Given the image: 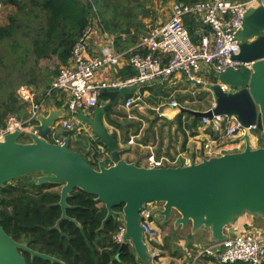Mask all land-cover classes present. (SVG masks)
<instances>
[{"label": "water", "instance_id": "water-1", "mask_svg": "<svg viewBox=\"0 0 264 264\" xmlns=\"http://www.w3.org/2000/svg\"><path fill=\"white\" fill-rule=\"evenodd\" d=\"M237 38L241 40L240 52L234 57L251 62V66L221 71L218 78L231 89L211 83L214 106L208 110L183 108L176 118L183 111L196 117L236 114L246 125L257 123L264 136V3L248 10ZM136 89L137 84L102 88L108 99L100 101L92 112L77 113L85 124L83 132L57 127L62 143L50 141V134L56 120L65 115V108L38 113L28 141L18 139L19 130L7 133L0 141V186L35 172L39 173L38 184L61 185L59 220L71 218L67 198L74 189L95 194L107 208L103 223L112 216L121 217L125 224L122 246L132 244L145 264L154 259L141 224V212L149 202L159 205L152 215L162 216L161 223L174 217L176 226L191 222L193 231L204 226L210 229L211 240L225 238V228L246 212L264 216V144L253 147L248 133L243 135V149L190 163L151 167L126 160L119 136L107 122L117 123L115 102ZM78 132L85 135L91 156L70 146L71 136ZM23 251L60 260L16 240L0 222V264H27Z\"/></svg>", "mask_w": 264, "mask_h": 264}, {"label": "built area", "instance_id": "built-area-1", "mask_svg": "<svg viewBox=\"0 0 264 264\" xmlns=\"http://www.w3.org/2000/svg\"><path fill=\"white\" fill-rule=\"evenodd\" d=\"M263 2L264 0H198L191 3L171 0L168 18L145 33H141L130 49L127 54L128 61L136 69V72L122 79H99L97 77L100 68L107 64L118 65L126 54L117 50L114 40L108 38L109 33L104 31L108 40L102 46L100 53L87 55L88 37L95 27L93 23H89L73 44L68 61L60 66L57 75L46 89L48 93L53 90L63 93L67 100L65 115L54 123L50 141L62 143L63 137L56 133L58 126L65 129L81 130L84 122L77 116V113L82 109L96 107L100 101L107 100L101 98L102 88L111 86L119 88L137 84L139 89L137 93L128 96L124 102L119 104L129 112L130 116L133 115L131 111L134 108H137L143 115L146 114L144 89L157 79L171 78L176 83H183V86L175 87L170 91V100L167 103L160 102L152 107L157 116L164 114V107L167 104L178 111L189 108L187 104L192 101L199 90H211V83L218 82L224 90L231 89L229 84L218 78V74L229 67L238 69L242 66H251V62L234 57L240 52L241 40L237 38V34L244 26V18L248 10ZM2 5L0 0V9ZM94 23L100 26V18H95ZM191 23L208 29L207 32L200 35L198 42L192 38ZM205 70L213 75V79H207ZM177 74H182L180 75L182 78H177L179 77ZM37 92V87L33 85L22 84L18 87L17 93L21 101L30 104V111L24 119L17 113H9L4 123L0 124V141L5 139L7 133L15 130H19V135L31 131V126L27 124L35 122L43 107V99H36ZM180 92L187 96L183 95L181 96L183 98H178L177 95ZM190 95L192 97H189ZM213 106L214 101L212 100L208 107L201 110H208ZM137 117L145 125L144 117ZM180 118L187 133L208 130L225 140L239 138L244 143L243 135L248 133L252 146L260 145L258 134L260 130L257 123L246 125L236 114L213 113L211 117L205 115L200 117V123L196 127L189 126L191 124L185 121L183 112L180 114ZM138 135L131 134L127 142L149 149L146 166L176 165L177 157L157 156L154 152V144L137 141ZM214 141V139L207 140L203 143L204 148L210 152L213 151ZM101 149L102 152L105 151L102 145ZM193 159L198 161L201 160V157L185 158L183 164L190 163ZM157 207H159L157 203L154 206L153 202H149L145 204V208L141 212L143 233L148 243H152L159 234L158 228L153 224L155 221L151 219L152 210ZM124 231L125 224L115 235L117 241L122 242ZM152 253L154 257L158 255L153 251ZM201 256L206 257L211 264L237 261L261 264L264 260V232L245 229L234 235L227 234L221 240H210L199 247L197 255L187 264H199L197 259ZM151 264L163 263H154L153 259Z\"/></svg>", "mask_w": 264, "mask_h": 264}, {"label": "trees", "instance_id": "trees-1", "mask_svg": "<svg viewBox=\"0 0 264 264\" xmlns=\"http://www.w3.org/2000/svg\"><path fill=\"white\" fill-rule=\"evenodd\" d=\"M1 1L15 4L25 18L20 21L18 17H12L9 24L0 27V124L4 123L9 113L21 116L26 112V103L17 93L20 85H37L45 90L57 75L59 69L42 68L40 59L56 56L62 64L66 63L73 44L86 25L94 23L95 18L99 17L103 29L118 38L124 32L135 40L139 27L143 25L142 15L138 17L136 14L134 20H128L131 16L129 12H118L120 2L111 4L110 11H107L103 6L98 8L95 0ZM179 1L192 3L198 0ZM144 8L142 11L146 15L148 9ZM122 17H127L128 21ZM194 26L190 24L191 32ZM101 98L106 99V96L101 94ZM192 125L196 127L198 120ZM26 176L29 174L0 186V222L16 240L60 259L52 261L23 251L27 264H145L136 255L132 244L122 246V242L115 238L124 224L121 217L112 216L103 223L107 208L96 199L95 194L74 189L67 198L69 205L66 210L76 221L71 218L59 220L62 213L60 193L48 189L57 184H38L32 179H25ZM115 208L121 209V206ZM151 219H154L153 216ZM173 223L174 217L162 223L163 231ZM188 240L174 231H167L163 244L158 246L168 249L172 255H182L183 250L189 248ZM154 244L157 245L156 242ZM192 252L189 258H193ZM198 263L209 264L202 256ZM224 264L250 263L237 261Z\"/></svg>", "mask_w": 264, "mask_h": 264}, {"label": "crops", "instance_id": "crops-1", "mask_svg": "<svg viewBox=\"0 0 264 264\" xmlns=\"http://www.w3.org/2000/svg\"><path fill=\"white\" fill-rule=\"evenodd\" d=\"M95 25L92 32L89 34L88 37V48L86 51L87 55H93L98 54L101 51L102 46L107 42L108 38H112L114 40L115 46L117 50L123 52L126 54L121 63L118 65L113 64H107L104 67L100 68L97 72V77L99 79H110V78H126L131 75H133L134 67L129 63L128 61V53L130 52V49L134 46L137 40H132L129 37H127L124 33H122L121 38L116 37V35H112L109 33L108 38L106 36V32L100 31L97 28L96 23H93ZM123 47V48H122ZM122 48V49H119ZM64 64V63H63ZM207 66V65H205ZM208 67V66H207ZM206 72V70L204 71ZM182 74H177V78H182L180 76ZM205 76L208 80L213 79V75L208 72H206ZM174 84V85H172ZM183 86L182 82L176 83L175 80L169 78V79H157L150 83V85H147L144 89V99L151 107L152 105H157L160 102L167 103L168 100H170V91L174 89L175 87ZM190 87L192 85L189 84ZM37 87V86H36ZM193 88V87H192ZM38 94L36 99L41 100L43 99V107L41 112H44L47 114L51 109H61L66 108V97H63V93L53 90L50 93L46 92V89L41 87H37ZM139 89L137 88L135 91L128 93L126 95H120L119 100L114 104L113 109V117L116 119L117 123H109V127L113 129L119 136V140L121 144L123 145V157L128 161H134L137 164L145 165L146 164V156L149 153V149L145 147H140L136 144H130L127 142V139L131 134H139L137 136V141H143L145 143H152L154 144V152L157 156H168L171 158H178V161L182 160L183 163L185 161V158L188 157H196L199 156L201 159L204 156L209 155H219L222 153H225L227 151H238L244 148V142L240 140L239 138H234L230 140H225L218 135L213 134L212 132L206 130H201L198 132H192L187 133L185 132L183 125H181L180 121L176 120L179 119L176 118V115L178 114V110L169 104H167L164 107V114L161 116L155 115V113L152 114H145L139 112L137 108L132 109L131 113L132 116L129 115V112L123 107H120L119 104L124 102V100L135 93H137ZM184 94L181 95L178 94V98H183ZM163 98H168V100H163ZM106 99H108L106 97ZM122 99V100H121ZM214 99V98H213ZM26 112L23 113L24 115H21L23 119L27 117L30 111V104L27 103L26 106ZM95 108H89V109H82L85 112H92ZM81 110V111H82ZM146 110V109H145ZM153 111V109H151ZM146 115L148 116V119L145 118ZM144 117L145 125H143L142 121L137 117ZM180 120V119H179ZM34 123H29L27 125L31 126ZM85 126V124H84ZM83 132V127L81 128ZM28 136L29 133H27ZM79 134V138L83 135L82 133H75ZM72 135L70 140L73 138L74 140H79L78 136ZM123 135L126 137L124 139ZM75 136V137H74ZM85 136V135H83ZM85 143L81 144V146L84 147L85 151L83 152L87 156H91V150L88 149V142L85 138ZM209 139H214L213 142V151L210 152V150L205 149L203 146V143H205ZM104 155V154H102ZM177 161V162H178ZM182 163V164H183ZM162 219V217H161ZM160 219V220H161ZM161 223V222H160ZM264 223V216L260 214H252L249 212L244 213L243 215L236 218V220L229 224L225 231L228 235H234V233L242 232L245 229H248L253 227L255 224ZM157 228L156 222L153 223ZM182 225H174L167 228L166 231H159V234L157 237L153 240L152 243H148L149 250L154 252L155 254L158 253V255L154 258V263H163V264H187V262H190L196 255L197 250L200 246L208 243L211 240V231L209 228H205L204 226L197 229L192 230V223L189 222L187 225L182 226L184 227L181 229ZM186 226H188V229ZM247 226V228H245ZM159 230V229H158ZM177 230H185V234L183 235L185 238L189 239L187 241V244L189 245V248H183L185 251H183V254L180 255H172V253L166 249L161 248L158 245L163 244L164 241V235L167 233V231L174 233L178 232ZM197 231H202V236L208 239L206 243H202L199 241V238L197 235ZM234 231V232H233ZM177 235H179L177 233ZM154 242L157 243V245L154 244ZM193 251V252H192ZM193 253V258H189V255ZM188 258V259H187ZM201 257L197 259L200 260ZM203 262H205L203 260ZM209 263V262H208ZM211 264V263H209Z\"/></svg>", "mask_w": 264, "mask_h": 264}, {"label": "rangeland", "instance_id": "rangeland-1", "mask_svg": "<svg viewBox=\"0 0 264 264\" xmlns=\"http://www.w3.org/2000/svg\"><path fill=\"white\" fill-rule=\"evenodd\" d=\"M95 1L98 5V8L103 6V8H106L107 11H110L111 4L120 2L121 8H119L118 12H120V11H122V13L129 12L131 14V16H128V18H130L128 20H131V19L134 20L136 18V14H138L137 15L138 17H140L142 15L143 16V18H142L143 25H141L139 27L138 32H137L138 37H139L141 33H145L150 28L160 24V22H163L168 18L169 13H170V8H169L170 3L169 2L171 0H169L168 2L163 1V0H95ZM145 6L148 9V13H146V15H144L143 11H142V9ZM143 10H145V8ZM12 17H14V18L18 17L20 21H23L25 18V15L22 11H19V9L17 8V6L15 4L3 3L2 8L0 9V27L3 25L9 24L11 22L10 18H12ZM123 19L125 21H128L127 17H124ZM97 28L100 31H102V29H103L102 24L100 26L97 25ZM116 29H119V27ZM207 30L208 29L206 27L202 28L201 26H198V25L194 26V31L191 32L193 40L198 42L200 39V35L203 32H207ZM124 34L126 35V33H124ZM138 37L135 40H137ZM40 65L42 68H45L48 70H51V69H57L58 70L60 68V66L62 65V63L60 62V60L56 56H52L50 58L40 59ZM172 85H174V84H172ZM33 86H35V85H33ZM180 93H181V95L183 94V92H180ZM186 96L187 95H184V97H186ZM189 97H192V95H190ZM213 98H214L213 94L210 90H205V89L199 90L198 93L195 95V97L192 99V101H190L187 104V107L193 108V109H200V110L204 109L211 104L212 100L214 101ZM163 100L166 101V100H168V98L167 99L163 98ZM145 106L147 107L146 108L147 114L155 113V115H156V111L151 110L152 107H151V105H149V103L146 102ZM152 106H154V105H152ZM183 114L185 117V121L187 123L191 124L189 126H192V123L196 122L197 120H198V124L200 123L199 117H196L195 115H193L187 111H183ZM148 116L149 115H146L145 118L148 119ZM176 120L180 121L179 119H176ZM180 123H181V121H180ZM258 134H259V144L262 145V144H264L263 133L261 131H258ZM78 135L79 134H75V136H78ZM123 137H124V139L126 138L124 135H123ZM78 138H79V136H78ZM18 139L22 140V141H28V140H30V136H28L27 133L23 132L19 135ZM80 143L81 144L85 143L83 136H81L79 138L78 142H77V140H74L73 138L70 140V146L71 147L84 152L85 149L83 146L80 145ZM182 163H183V161L180 160L176 163V165L182 164ZM38 175H39V173H37V172L31 173V174H29L28 177L26 176L25 179H32V180L36 181V178ZM60 188H61V185L57 184V185H54L48 189L56 190V191L60 192ZM35 190H37V189H35ZM153 204L155 206L154 202H153ZM161 217L162 216H160L159 214L153 215V218H154L153 220L156 222L159 231H162L164 229V227L161 225L162 223H160ZM186 227L187 228H185V229L189 230L188 226H186ZM183 228L184 227H182L181 229H183ZM248 230H252L253 232H264V223L255 224L253 227L250 226V228H248ZM177 231H178L177 233L181 236L184 235L186 232L185 230H182V232H181V230H177ZM171 235H174V234L172 233ZM195 235H197V237L199 238V241L202 243H206L208 241V239L206 237L204 238L202 236V231H197V233ZM181 250H183V248H181Z\"/></svg>", "mask_w": 264, "mask_h": 264}, {"label": "bare ground", "instance_id": "bare-ground-1", "mask_svg": "<svg viewBox=\"0 0 264 264\" xmlns=\"http://www.w3.org/2000/svg\"><path fill=\"white\" fill-rule=\"evenodd\" d=\"M264 3V2H263ZM261 4V3H260ZM102 31L104 32V29H102Z\"/></svg>", "mask_w": 264, "mask_h": 264}, {"label": "flooded vegetation", "instance_id": "flooded-vegetation-1", "mask_svg": "<svg viewBox=\"0 0 264 264\" xmlns=\"http://www.w3.org/2000/svg\"><path fill=\"white\" fill-rule=\"evenodd\" d=\"M25 243V242H24ZM27 244V243H26Z\"/></svg>", "mask_w": 264, "mask_h": 264}]
</instances>
